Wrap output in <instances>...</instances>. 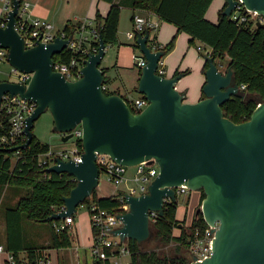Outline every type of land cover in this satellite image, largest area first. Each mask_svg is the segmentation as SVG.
I'll list each match as a JSON object with an SVG mask.
<instances>
[{
    "label": "water",
    "instance_id": "obj_1",
    "mask_svg": "<svg viewBox=\"0 0 264 264\" xmlns=\"http://www.w3.org/2000/svg\"><path fill=\"white\" fill-rule=\"evenodd\" d=\"M247 10L264 19V0H242ZM20 0H12L6 23L0 27V48L7 49V63L20 72L32 73L27 86L0 81V99L5 94L19 95L36 104L26 118V141L15 151L29 146L34 122L48 111L53 132L66 142L72 131L81 130V161H61L46 169L48 173L68 174L75 187L63 198L64 210L53 212L45 222L63 220L76 213L91 197L99 183L98 155H107L123 166L156 162L159 174L141 196L125 194L128 211L118 218L122 227L114 235L124 242L140 244L151 235L149 212L161 217L167 200L177 203L173 188L184 185L190 191H203L196 214L214 225L219 223L212 254L202 262L190 264H264V102L250 118L235 124L226 118L222 105L232 98H244L230 68L221 71L222 63L205 56L207 69L202 98L184 102L176 88L183 77L157 74L163 50L151 51L146 45L149 32L138 35L136 45L145 58L140 70L137 92L147 106L133 112L119 93L106 95L107 82L99 67L105 55V43L99 35L98 51L89 55L80 70V78L68 81L53 70V57L62 52L67 40L37 43L26 49L15 30ZM222 16L229 17L237 0H224ZM257 30L264 22H256Z\"/></svg>",
    "mask_w": 264,
    "mask_h": 264
},
{
    "label": "trees",
    "instance_id": "obj_2",
    "mask_svg": "<svg viewBox=\"0 0 264 264\" xmlns=\"http://www.w3.org/2000/svg\"><path fill=\"white\" fill-rule=\"evenodd\" d=\"M12 1V0H11ZM22 1V0H20ZM109 4V10L105 17L96 12L95 20L100 28V35L106 46L117 45V31L120 18L122 0H98ZM213 0H128L125 6L133 11L154 13L162 22L176 27L177 33H183L189 37V45L198 41L210 50L209 56L216 61H226V68L233 72L235 82L242 94L254 96L253 98H232L222 105V111L226 118L235 124L247 121L257 105L255 98L264 102V28L257 30L254 22L248 20L242 26L222 16L226 7L223 4L218 12L216 23L206 18V13ZM133 17V16H132ZM74 24L68 22L64 29L71 30ZM174 38L167 46H163L165 54L172 49ZM134 50H139L136 44H131ZM150 47V46H149ZM165 56V55H164ZM66 51L53 57L54 61L68 60ZM100 67V66H99ZM104 73L107 69L101 68ZM207 63L204 64V71ZM186 73V72H185ZM184 73V74H185ZM179 73H175L174 76ZM164 77V76H163ZM106 83H109V79ZM106 95L118 93V91H105ZM79 150L82 149L80 138L75 142ZM20 146V145H19ZM0 147V187L6 186L14 191L17 200L13 204L4 207L6 246L17 261L22 264L23 260L19 253H26V264H34L43 250L38 246L29 244L24 236V220L37 223H47L52 230L48 249H63L72 246L74 233L72 228L65 229L56 234L52 229V221L45 222L53 212L57 211L63 204V198L68 196L75 187L76 182L68 174L47 173L39 163V156L50 150L48 144L40 143L33 136L27 148L20 149L18 159L12 163L11 158L15 151L9 152ZM200 196V204L205 197L203 191ZM24 193V194H23ZM122 192L111 197H99L96 190L92 196L84 200L82 205L88 210L92 204L108 212L117 213L120 207L119 197ZM164 213L151 223V231L154 238L161 244L175 243L178 253H188L191 243L195 239L196 231L203 233L206 223L201 213L196 214L194 210L192 219L188 226L185 221L176 218L177 203L166 202ZM74 219V215H72ZM177 228L179 235H174L173 230ZM129 260L122 264H188L189 259L183 255L175 254L160 255L155 251H144L137 243L127 242ZM41 249V250H40ZM91 264H111L108 260L92 257Z\"/></svg>",
    "mask_w": 264,
    "mask_h": 264
},
{
    "label": "built area",
    "instance_id": "obj_3",
    "mask_svg": "<svg viewBox=\"0 0 264 264\" xmlns=\"http://www.w3.org/2000/svg\"><path fill=\"white\" fill-rule=\"evenodd\" d=\"M3 5V14L0 15V27H4L6 23V14L11 9V0H1ZM230 20L242 26L248 20H252L254 25L256 22H264L262 16L256 14L253 11L247 10L242 0H237L235 9L229 16ZM254 18V19H253ZM133 29L126 33L127 39L131 44H136V38L138 35L144 36L148 31V39L146 45L151 51L163 50V45H160L155 40V31L158 27V23L150 19L148 15H140L135 13L132 17ZM15 30L23 38L24 47L26 49L34 47L37 43L49 44L54 41L55 38L67 40L66 47L62 52L70 56L68 60H53V70L62 74L68 81H75L80 78V70L84 66V61L91 54H95L98 51V41L100 35V28L94 18H82L75 19L74 27L66 31L64 28L54 32V25L52 22L41 19L33 18L30 12V4L26 1H21L18 13L16 16ZM110 45L105 46V50ZM197 52L201 55L202 47H196ZM210 51V50H209ZM61 52V53H62ZM7 49L0 48V63L7 62ZM60 54V53H59ZM208 53L207 55H209ZM163 58V57H162ZM162 58L158 61L157 74L164 76V69L162 64ZM134 66L139 70L145 65L146 61L142 54L140 56L133 55ZM10 76L14 78V82L20 85L27 86L32 73L20 72L17 69L11 67ZM245 86H241L243 90ZM102 89L109 92L107 83L102 85ZM125 103L133 112L142 111L148 104L143 95L131 99L122 97ZM258 102L256 106L259 105ZM36 108V104L29 100L22 99L19 95L11 96L5 94L0 99V147L12 148L22 145L26 141V135L24 133L25 121ZM73 136L77 138L81 137V130L77 126L73 131ZM19 150H15L14 155L11 158L12 163L16 162L19 158ZM82 149L79 150L76 144L71 150H62L53 153L51 149L44 155L39 156V163L45 168L54 165L57 160L61 161H73L79 163L81 161ZM100 173L105 174L106 181L115 187H119L124 184L126 187L122 191V195L119 197V210L117 213L108 212L107 210L98 208L95 204H92L87 210L90 217V227L92 231L91 244L89 252L91 257L101 260H108L111 264H122L123 258L129 256V250L127 248V242L119 239L114 235V230L122 227V222L118 218L119 215L128 211V204L126 203L125 194L131 196H141L148 193V186L159 174V166L156 162L148 164L147 162H141L135 166H123L110 159L107 155H98L96 160ZM131 170V175L128 176L127 172ZM47 172V171H46ZM48 173V172H47ZM74 179V178H73ZM76 182V180L74 179ZM133 182L136 187L127 186L126 183ZM176 192V196L180 194H187L190 190L184 186H178L173 188ZM166 202H169L167 200ZM165 202V203H166ZM64 205L57 211H63ZM158 217L157 212H149L150 224L155 222ZM206 223V222H205ZM74 225V219L72 216L66 217L63 220L52 221V229L56 234L61 233L65 229H71ZM206 229L203 233L196 231L195 239L191 243L189 253V263L192 261L202 262L209 258L212 254V245L215 238V232L219 227V223L214 225L206 223ZM0 253L6 255L7 264H17L13 254L0 245ZM22 264H26V260H23ZM34 264H48V257L43 251V254L37 258Z\"/></svg>",
    "mask_w": 264,
    "mask_h": 264
},
{
    "label": "rangeland",
    "instance_id": "obj_4",
    "mask_svg": "<svg viewBox=\"0 0 264 264\" xmlns=\"http://www.w3.org/2000/svg\"><path fill=\"white\" fill-rule=\"evenodd\" d=\"M50 1V0H46ZM120 1V0H119ZM123 6L121 8L120 12V34L121 38L127 39L125 36V33L131 31L133 29V23L131 19L132 11L129 7L125 6V2H128V0H122ZM50 2H53V8H52V14L54 16L57 14L58 17L52 18L51 22L54 25V32L62 30L66 24L67 21H65L66 15L69 13L71 7H72V1L67 3L63 0H51ZM224 2V0H213L211 4V13L212 17L217 14V7L219 8L220 4ZM68 16V15H67ZM254 19V18H253ZM118 33V31H117ZM128 41V39H127ZM192 46V49L195 51V53H198L196 50V47L200 46L202 47V53L199 55L200 58H204L207 56L208 53H210L209 48H207L202 43L195 41ZM117 50L116 46H110L105 50V55L101 61L100 66L102 68L107 69V72L105 73V77L109 79V90L116 91L119 90L120 96L124 97L126 99L131 98H137L141 96L139 92H137V84L136 81L137 78L140 77V70L134 66V63L130 68H127L126 71H120L115 68V58ZM139 50H134L133 55L140 56ZM131 62V61H130ZM216 63H222L223 67L220 68L221 71H225L226 68V61L220 62L219 60L216 61ZM11 67L7 62L0 63V80L7 81V82H14V78L9 75ZM244 95V94H243ZM245 98H253L254 96L244 95ZM257 102H259L260 99L255 98ZM53 122L51 114L46 111L45 113L41 114L40 117L34 122L32 133L33 136L37 138V140L40 143L48 144L50 146V149L53 153L57 151L62 150H71L74 146V143L78 139L76 135H74L72 138L67 140L66 142H63L61 139V134L53 132ZM131 170H128L127 174L128 176L131 175ZM127 186H133L136 187V184L133 182L126 183ZM126 187L123 185L119 187H115L114 185L110 184L106 181L105 174L103 172L99 175V183L97 186V190L102 194V196L105 197H111L117 195L119 191L122 189H125ZM24 194V193H23ZM199 195V200L201 196L200 191H189L187 194H180L177 196V206L179 207L178 210V216L180 218V221H185V223L188 225L192 219V212L197 204V197ZM17 200V195L14 193L13 190L7 188L6 186L0 187V242L4 240V235L6 234L5 224L2 222L1 218L4 213V207L7 204H13ZM200 201H198L197 206L199 205ZM74 221L75 225L78 228V238L74 236L73 242H72V249L67 250V254L64 256V261L66 260L67 264L70 263L71 260L74 261L73 264H84L82 261L87 260L91 264L92 257L90 252L87 249H84L87 246L88 243V236H89V224H90V217L86 210V208L83 205H80L77 208L76 213L74 214ZM72 230L74 232V225L72 227ZM23 232L24 236L26 237V240L29 244L38 246L42 250L46 252L48 248L47 245L50 242V237L52 234L51 228L48 226L47 223H37L33 221L24 220L23 223ZM179 230L175 228L173 230L174 235H179ZM140 249L144 251H155L160 255H170L174 256L178 253L177 251V245L175 243H170L168 245L161 244L158 242L153 235V232L151 231V235L148 239L138 244ZM78 248V251H77ZM40 249V250H41ZM71 251V252H70ZM55 252H51V258L52 262L54 264L55 260ZM73 252V254H72ZM76 253H79L80 259H74L77 255ZM178 255H183L187 258L189 257V253H184V251H180ZM86 258V259H85ZM71 259V260H70ZM125 261L129 260V257L126 256L124 259ZM0 264H5L2 256L0 255Z\"/></svg>",
    "mask_w": 264,
    "mask_h": 264
},
{
    "label": "crops",
    "instance_id": "obj_5",
    "mask_svg": "<svg viewBox=\"0 0 264 264\" xmlns=\"http://www.w3.org/2000/svg\"><path fill=\"white\" fill-rule=\"evenodd\" d=\"M23 1H26L30 4V12L33 18H41V19H45L51 22V19L53 17L54 18L58 17L57 14L55 16L54 14H52V11H53L52 8L54 7L53 6L54 3L50 2L51 0L49 2L46 0H23ZM63 1H66L67 3L72 1V4H73L69 13L67 14L68 16L66 15V18H65V21H67L66 24L68 22L75 24V19H82L85 17L95 19L96 12H98L100 16L103 18L106 16L109 10V4L102 2V1H98V0H63ZM223 4L224 2L220 4L219 8L217 7V14L213 17L211 13V6L209 7L206 13V18L210 22L212 23L217 22L218 12L221 9ZM135 13H138L143 16L148 15L150 19L158 23V27L155 31V40L158 44L167 46L169 42L172 40V38H174L172 49L168 51L165 54V56L162 58L164 77L171 78L177 72L183 73V74L186 72L183 75V77L178 81L175 88L180 93L184 94V102L195 103L199 101L202 98V86L205 82V75H204V70H203L205 61H204V58H200L198 55L199 53H195V51L192 49V46L189 45V37L183 33H177L175 26L168 24L166 22L160 21V19L154 13L141 12V11H135ZM2 14H3V5L0 0V15ZM132 16H133V11L131 14V19H132ZM125 36H126V33H125ZM130 45L131 43L129 40L127 41V39L121 38L120 18H119L117 45H114L117 47V50L115 51L116 58H115V64H114L117 70H120V71L124 70L125 72L127 68H130V66L133 65L134 49ZM100 68L102 67L100 66ZM138 80L139 78L136 79L137 82ZM0 81H3V80H0ZM107 87L109 90L108 83H107ZM117 91L119 93V90ZM124 190L125 189H122L121 192ZM96 194L99 197H105V196H102V194H100L97 188H96ZM198 201H199V195L197 197V204H198ZM197 204H196V207H197ZM196 207L194 208V210L196 209ZM178 210H179V207L177 206L176 218L177 220L180 221V218L178 216ZM194 210L192 212V215L194 213ZM1 220L5 224L4 213L2 215ZM185 225L188 226L186 223ZM89 228H90V231H89V236H88V243H87V246L84 248V249H87L88 251H89V247L91 244V236H92L90 224H89ZM73 233H74V236L78 238L79 236L78 228L75 225V221H74V232ZM3 239L4 240L0 242V245L5 247L6 246V234L4 235ZM71 247L63 248V249H47L46 252L43 250L46 256L48 257V264H53L52 258H51L52 251H56L54 264H67L66 260L64 261L63 259H64L65 254H67V250L72 249ZM77 251H78V248H77ZM76 254L77 255L75 256L74 259H80V263H81V258L79 256V253H76ZM0 255L2 256L4 260V263L7 264L5 261L6 255L4 253H0ZM19 256L22 260L26 259L25 252L19 253ZM72 262L74 263V261L71 260L70 263ZM82 262L84 264L89 263L87 260H84V259ZM125 262L123 260V263Z\"/></svg>",
    "mask_w": 264,
    "mask_h": 264
}]
</instances>
